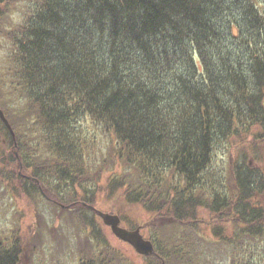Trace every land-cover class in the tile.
<instances>
[{"label":"trees","instance_id":"1","mask_svg":"<svg viewBox=\"0 0 264 264\" xmlns=\"http://www.w3.org/2000/svg\"><path fill=\"white\" fill-rule=\"evenodd\" d=\"M10 3L0 0V18ZM27 11L15 27L0 28L10 41L0 108L18 145L0 121V142L10 143L0 152V197L23 198L36 216L46 202L70 219L78 264L121 262L84 217L102 186L121 206L172 222L173 234L150 257L160 264L190 260L194 240L207 255L210 245H240L232 264H257L264 175L235 159L226 193L215 161L221 149L232 155L237 136L264 143V0H33ZM99 138L109 143L106 154L95 151ZM59 194L70 209L50 201ZM203 211L217 222L211 241L185 232ZM56 231L58 243L66 240ZM21 242L0 237V264H20Z\"/></svg>","mask_w":264,"mask_h":264},{"label":"rangeland","instance_id":"2","mask_svg":"<svg viewBox=\"0 0 264 264\" xmlns=\"http://www.w3.org/2000/svg\"><path fill=\"white\" fill-rule=\"evenodd\" d=\"M33 0H11L10 7L12 8V12L8 14L7 17L0 18V28L2 30L5 29V25L12 28L15 27L16 24L22 22L25 18L26 13L28 14V7ZM9 39L5 36V31L0 35V63L4 62L6 57V51L9 48ZM7 128V127H6ZM90 130V127L88 128ZM91 131V130H90ZM90 136V135H89ZM1 140V136H0ZM13 140V148L16 149L18 147L15 137L12 136ZM98 146L95 148V151L99 153V155L106 154L108 151V147L110 150L109 143L106 138L98 139ZM232 147L230 152L232 155L225 154V150L221 149L216 158L215 164H218L217 174L220 176L219 179L224 184L223 187L226 186L227 192L231 193V187L233 183L232 176H229V169L231 165L234 164V161L239 163V165L245 163H250V169L254 171L261 172L264 175V143L252 146V141L249 137L245 136L240 138L237 136L235 140L232 142ZM10 147L9 141L4 144L0 142V152H6ZM224 154V155H223ZM14 156L17 158L19 162V155L17 151L14 153ZM19 169V167H18ZM214 171V170H213ZM212 171V173H213ZM210 176L209 173H207ZM216 177V174L213 175ZM102 182L105 181V177L100 175ZM39 185V183H37ZM40 186V185H39ZM102 192H98L90 205L92 208H96L98 211L103 213H108L112 215H117L120 218V226L127 230H140V234L143 236L145 240L150 241L155 250L160 249L158 247L159 244L163 242L161 238H168L171 232L173 234V227L171 225V221L169 219H162L159 222V219L155 216H150V214L142 209L140 206H121L119 204V200L116 195H107V187L102 186ZM83 190L79 191V196L83 198H87V195ZM44 196V192H43ZM53 196V194L51 195ZM16 200L13 196L11 198L6 194L3 197H0L1 204H4V207L0 208V237L15 235L20 237L21 242V250L22 253L20 255V264H78L77 257L73 250V244L76 242V230L74 229V225L71 223L70 219L64 218L61 219L55 213H52V208L46 202H43L41 205L43 209V216H36L35 207L25 201L23 198L15 196ZM78 199H80L78 197ZM117 199V200H116ZM58 204L67 205L72 202L70 199H67V196L63 194H59L56 199ZM78 200L76 204H74L73 209H78L79 202ZM82 204V203H81ZM264 205V199L262 201ZM72 205V204H70ZM58 206V205H57ZM73 206V205H72ZM58 208H60L58 206ZM84 213V217L86 221L91 224V226L95 230H100L96 232V236H102V240H104L105 245L109 246L110 250L116 252L121 258V262L118 264H160L158 260L143 257L138 255L134 249L127 243L116 238L110 231V228L105 226L101 219L96 215L92 210ZM59 214V213H58ZM211 213H207L203 211L200 213V221L194 225V229L185 230L188 235H192L193 232H196L198 236L204 237L208 241L214 240L215 229L213 223H217L214 220H211ZM159 217V216H158ZM160 223V224H159ZM169 223V225H168ZM188 225V223H185ZM192 225V224H191ZM42 228V231L39 233L42 234L41 241L36 245L33 251H30L33 234L36 229ZM43 226L45 228L43 229ZM51 227L59 229L62 231L63 236L66 240L58 243L59 232H55L51 234ZM229 229L230 225H224ZM82 234V232H80ZM83 235V234H82ZM179 236V237H178ZM178 241L180 242L182 238H184L185 242H188L187 235L182 237L177 233ZM193 239L196 237L192 236ZM189 239V237H188ZM263 240L264 239H260ZM203 242L195 241L192 243V247L194 246L196 249L195 256L189 258L190 260L184 261L183 264H194L197 261V254H200L203 259L200 260L199 264H232L233 256L236 257L239 251L237 246L233 245L232 248L220 245L218 248L210 245L209 254H206V251L200 246ZM255 242H250L245 239V245L249 246ZM200 244V245H199ZM217 244H222V242H217ZM241 245L243 247V242L241 241ZM254 246L252 249L257 253L256 256L253 255V259L256 258L257 264H264V248L258 246ZM100 249L101 246L97 245ZM214 247V249H213ZM250 247V246H249ZM251 248V247H250ZM186 250L183 249L181 251L182 254H185ZM27 257V258H26ZM164 264V263H162ZM176 264H180L179 262Z\"/></svg>","mask_w":264,"mask_h":264},{"label":"water","instance_id":"3","mask_svg":"<svg viewBox=\"0 0 264 264\" xmlns=\"http://www.w3.org/2000/svg\"><path fill=\"white\" fill-rule=\"evenodd\" d=\"M0 119L4 123V125L9 129V131L13 136L10 126L1 110H0ZM96 213L101 218L103 224L110 228L111 233L116 238L131 245L138 254L143 256H148L153 254L154 249L152 243L143 238V236L140 234L139 229L127 230L125 228H122L120 226V218L117 215L103 213L98 210H96Z\"/></svg>","mask_w":264,"mask_h":264}]
</instances>
